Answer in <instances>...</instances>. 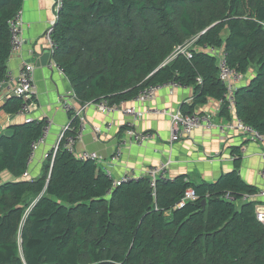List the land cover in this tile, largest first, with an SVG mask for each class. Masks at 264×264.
I'll return each instance as SVG.
<instances>
[{
    "label": "trees",
    "instance_id": "1",
    "mask_svg": "<svg viewBox=\"0 0 264 264\" xmlns=\"http://www.w3.org/2000/svg\"><path fill=\"white\" fill-rule=\"evenodd\" d=\"M51 36L52 58L80 105H121L151 85L178 82L194 91L183 114L209 100H224L217 59L253 76L233 91L218 116L233 114L264 136V0H61ZM21 0H0V85L10 58L8 21ZM195 38L187 58L176 49ZM170 59V60H169ZM12 95L2 106L18 112ZM69 114L70 133L79 120ZM202 114V113H200ZM45 119L0 134V264H264V225L254 202L257 188L233 169L214 182L187 175L113 185L92 160H79L60 143L41 176L27 180L31 144ZM191 189L195 200L185 201ZM226 196L232 198L228 200ZM204 202V205L202 204ZM182 203V206L179 204Z\"/></svg>",
    "mask_w": 264,
    "mask_h": 264
},
{
    "label": "crops",
    "instance_id": "2",
    "mask_svg": "<svg viewBox=\"0 0 264 264\" xmlns=\"http://www.w3.org/2000/svg\"><path fill=\"white\" fill-rule=\"evenodd\" d=\"M53 0H21V36L24 44L17 54L10 56L7 70L10 77L0 85V134L10 135L11 127L25 122V117L18 113H6L2 106L13 95L12 87L22 63L34 66L33 79L36 95L27 117L33 120H50V129L44 144L38 148L28 162L27 180L37 178L44 172L47 155L50 154L59 141L63 129L69 124L70 116L59 105V98L69 96L68 102L78 106L68 79L56 66L52 52L47 44L44 33L54 21ZM170 60V59H169ZM254 71L244 75L243 80L235 83L234 88L248 83ZM194 91L190 87H161L155 93L154 99L146 102L134 100L125 102L118 111L104 115L98 112L94 104L85 106L83 115L85 123L81 127L80 137L75 143L76 155L81 152H95L102 157L99 165L102 170L109 167L115 180H120L126 172L134 170L141 177L150 166H157L163 161H169L166 178L184 174L195 183L200 181L214 182L224 173L233 169V153L239 150L240 167L238 173L248 185L260 190L264 183L259 177L262 162L263 146L249 141L229 125L235 122V116L229 118L218 116L219 100H209L205 105L194 109L196 114H209L215 126L211 129L198 127L187 137L177 140L170 139L169 116L157 114V111L167 110L171 113L180 111L182 104H190ZM135 107L142 112V118L136 122L134 129L138 133H150L151 138L137 145L129 142L123 133L125 116L122 109ZM97 127L98 135L93 133ZM120 148L121 154L117 161H111L115 150ZM2 180H10L6 172L0 175ZM254 202V214L258 206L264 204L263 198L249 199ZM244 200V201H249Z\"/></svg>",
    "mask_w": 264,
    "mask_h": 264
},
{
    "label": "built area",
    "instance_id": "3",
    "mask_svg": "<svg viewBox=\"0 0 264 264\" xmlns=\"http://www.w3.org/2000/svg\"><path fill=\"white\" fill-rule=\"evenodd\" d=\"M53 12L55 19L51 24L47 27L44 33V38L49 45L51 52L53 51V42L51 39L52 33H53V27L56 22V17L58 11L61 9L62 3L61 0H53ZM9 26V34H10V55L13 56L14 54H17L20 52L24 40L21 36V11L18 10L14 16L8 21ZM195 42V38H192L185 43H183L181 46H178L176 49L177 53L184 54L187 58L191 57L190 54V48L189 45L191 43ZM203 51L207 52L208 54L214 56L217 59V66L219 69V78L220 80L225 84L227 90L224 94V100H220V103H223L225 99L226 102L229 103V108L232 109L233 106V91L235 90L234 85L235 83H239L241 80H243V75L230 69L225 60V54L221 49H216L214 47L204 48ZM57 66V65H56ZM58 67V66H57ZM59 68V67H58ZM33 73H34V66L30 63H22L20 66L17 76H16V83L14 87L10 88L11 93L22 99V104L20 109L18 110L19 115H23L26 119L25 122H30L33 119H30L27 117L28 113L30 112V106L33 104L34 97L36 95V88L34 84L33 79ZM10 77V74L7 75V78ZM5 82V81H4ZM182 87V85L178 82H167L162 85H151L139 92V94L133 99L136 102H146L154 99L155 93L157 90H159L161 87ZM68 95H73L75 97L74 93L71 92L68 93ZM66 98H59V105L60 108L68 113L71 112L74 118L75 116L79 120L78 128L76 129L75 133H70L72 131V128L70 127V124H68L61 133L59 137V141L57 145L55 146L53 153L56 152V150L59 147V144L61 143L62 146L70 153H72L75 157H77L79 160H92L98 165H101L103 163L102 157L99 156L95 152H81L80 154L76 155L75 152V143L76 140L80 137L81 127H83L85 123V117L83 115V110L85 106L91 104V103H85L83 105H80L78 103V106H72L68 102L69 96H65ZM76 99V97H75ZM98 110V112L109 115L110 113H114L115 111H118L120 109L119 105H109L106 101H101L97 104H94ZM122 112L125 116L124 121V128L123 133L126 139L129 140L131 143H135L137 145L142 144L145 140L151 138L150 133H138L135 131L134 126L136 122L141 120L142 118V112H139L135 107H128L122 109ZM157 114H165L169 116L170 121V139L171 140H177L180 137H187L192 132L193 129L198 127H203L206 129H211L215 126V123L212 119V117L209 114L202 113V114H183L181 111H177L176 113H171L167 110H161L157 111ZM50 120L44 121V126L42 129L41 136L34 141L31 144V154L29 157V160L32 159L35 152L38 150L40 146L44 144L45 138L48 135L49 129H50ZM229 127L238 133H240L242 136L247 138L249 141L256 142L263 146L264 148V136L259 133L254 128L250 127L249 125L245 124L243 121L235 117V122H233ZM93 133L95 135H98L100 130L97 127H94ZM121 150L120 148H117L111 157V161H117L120 157ZM28 160V162H29ZM169 161H163L157 166H150L148 167L144 174H142L141 177L136 176L134 170H130L129 172H126V174L120 179L115 180L113 173L109 167H104L103 171L107 175L109 179L113 181V185H119L121 183H124L126 181L132 180V179H139L142 177L147 178L149 185L154 188L155 182L159 179H166V171L167 167L169 165ZM28 176L27 172L24 173V177L26 178ZM259 177L263 180L264 183V152L262 153V162L259 170ZM184 200L182 201L185 203V201H192L195 200L194 192L191 189H188L185 192ZM263 198L264 199V185L263 187L258 190L254 194H246L242 197L243 200H249L253 198ZM228 200H232L231 197L226 196ZM182 206V203L179 204ZM255 218L258 222L264 225V204L257 207L255 212Z\"/></svg>",
    "mask_w": 264,
    "mask_h": 264
},
{
    "label": "rangeland",
    "instance_id": "4",
    "mask_svg": "<svg viewBox=\"0 0 264 264\" xmlns=\"http://www.w3.org/2000/svg\"><path fill=\"white\" fill-rule=\"evenodd\" d=\"M189 43H191V42H189ZM192 45H193V43H191V44L189 45V48H190ZM250 71H252V70H250Z\"/></svg>",
    "mask_w": 264,
    "mask_h": 264
},
{
    "label": "water",
    "instance_id": "5",
    "mask_svg": "<svg viewBox=\"0 0 264 264\" xmlns=\"http://www.w3.org/2000/svg\"><path fill=\"white\" fill-rule=\"evenodd\" d=\"M202 204L204 205V202H202Z\"/></svg>",
    "mask_w": 264,
    "mask_h": 264
}]
</instances>
